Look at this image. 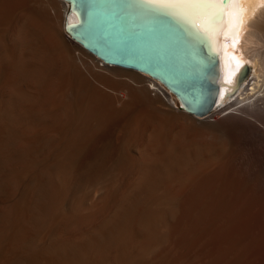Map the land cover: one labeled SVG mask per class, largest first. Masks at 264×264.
<instances>
[{
  "label": "bare ground",
  "instance_id": "obj_1",
  "mask_svg": "<svg viewBox=\"0 0 264 264\" xmlns=\"http://www.w3.org/2000/svg\"><path fill=\"white\" fill-rule=\"evenodd\" d=\"M85 5L0 0V264H264V0H231L222 21L119 9L183 31L180 68L205 71L184 80L194 108L218 114L206 136L186 99L171 110L159 80L83 45Z\"/></svg>",
  "mask_w": 264,
  "mask_h": 264
},
{
  "label": "water",
  "instance_id": "obj_2",
  "mask_svg": "<svg viewBox=\"0 0 264 264\" xmlns=\"http://www.w3.org/2000/svg\"><path fill=\"white\" fill-rule=\"evenodd\" d=\"M129 1L85 0L84 28L88 39L77 38L103 60L135 68L159 80L176 98L186 99V107L190 111L206 115L207 108H194L200 85L186 84L188 81H184L202 80L205 71L198 70L196 74H191L180 68L189 59L184 50L188 48L183 31L167 13L141 22L132 21L133 14L119 12ZM73 24L69 23L67 31L76 36V32L70 28ZM203 66L207 67L208 64L203 63ZM247 70L248 65H245L244 71ZM176 83L183 86V91L174 85Z\"/></svg>",
  "mask_w": 264,
  "mask_h": 264
},
{
  "label": "rangeland",
  "instance_id": "obj_3",
  "mask_svg": "<svg viewBox=\"0 0 264 264\" xmlns=\"http://www.w3.org/2000/svg\"><path fill=\"white\" fill-rule=\"evenodd\" d=\"M263 26V35H264V24L262 25ZM251 63V65H252V68H251V71L250 72H248V74L246 75V77L244 78V83H245V85H249L251 82H253V80H254V71L258 68V67H255V64L253 63L252 64V62H250ZM253 69H255V70H253ZM257 73H259L258 72V70H257ZM126 76V75H125ZM124 76V77H125ZM132 77H135V75L134 74H132L131 75ZM127 78H128V76H126ZM261 78H263L264 79V75L261 77ZM131 80V79H130ZM133 82V81H132ZM148 84V83H147ZM169 92V91H168ZM169 94H170V97H169V100H168V102H167V106L171 109V110H173V111H178L179 109H182V110H184L185 111V109H183V107H181L180 105H182V103L175 97V95L173 94V93H170L169 92ZM237 96V95H236ZM166 107V106H165ZM213 112L214 111H212V113L211 114H207V115H205V116H201V115H196L195 116V118L197 119H195L194 118V120H189V119H187L189 122H193V124L192 123H190L191 125H192V129L194 130V132L196 133V134H199L200 136H206L207 135V133L208 132H210L211 131V128L214 126V120H215V118L218 116V114H216L215 112H214V114H213ZM215 115H217L216 117H215ZM127 120H130V119H132V115L130 114L129 116H127V118H126ZM173 119H175L176 121L177 120H179V118H177L176 119V116L174 115V117H173ZM174 120V121H175ZM180 121V120H179ZM5 198H7V197H4V198H0V205L2 206L3 204H5V203H7V201L10 199H5ZM1 199H3V200H1Z\"/></svg>",
  "mask_w": 264,
  "mask_h": 264
},
{
  "label": "snow or ice",
  "instance_id": "obj_4",
  "mask_svg": "<svg viewBox=\"0 0 264 264\" xmlns=\"http://www.w3.org/2000/svg\"><path fill=\"white\" fill-rule=\"evenodd\" d=\"M151 3L160 4L164 6H182L189 9L190 15H195L196 10L204 9L207 10L209 8L217 9V12L211 13L212 17H218L221 21L223 19V11L227 7V4L231 2V0H150ZM206 25H210L214 23V20L209 19L204 21Z\"/></svg>",
  "mask_w": 264,
  "mask_h": 264
}]
</instances>
